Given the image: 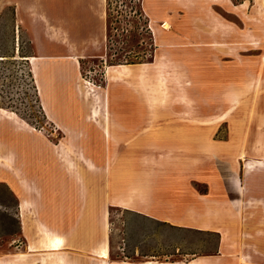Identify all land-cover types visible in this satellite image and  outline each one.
<instances>
[{"label": "rangeland", "instance_id": "374dc122", "mask_svg": "<svg viewBox=\"0 0 264 264\" xmlns=\"http://www.w3.org/2000/svg\"><path fill=\"white\" fill-rule=\"evenodd\" d=\"M0 55V264H264V0H0Z\"/></svg>", "mask_w": 264, "mask_h": 264}, {"label": "bare ground", "instance_id": "6f19581e", "mask_svg": "<svg viewBox=\"0 0 264 264\" xmlns=\"http://www.w3.org/2000/svg\"><path fill=\"white\" fill-rule=\"evenodd\" d=\"M0 59H3V58H0ZM31 59L35 60L36 58L35 57H31ZM0 111H4L5 112V110H3V109H0ZM8 114H9V118L11 120H14L15 119V117H16V114L15 113L10 112ZM168 142H170L169 139H165L164 140V143L165 144H168ZM46 233H47V235H49L50 234V231L47 230ZM61 241H62V239L60 237H55L53 239H50L49 238L48 243H47V246L49 247L50 250H59L60 249V245H62V242ZM100 257H102L103 259H105V258L108 257V249L107 248H105L102 251V253L100 254ZM148 263H152V262H148Z\"/></svg>", "mask_w": 264, "mask_h": 264}, {"label": "crops", "instance_id": "0c3cea01", "mask_svg": "<svg viewBox=\"0 0 264 264\" xmlns=\"http://www.w3.org/2000/svg\"><path fill=\"white\" fill-rule=\"evenodd\" d=\"M255 175H253L254 177ZM256 176H259L258 174ZM252 180V181H250ZM257 180L256 178L248 179L247 180V188L251 190L253 197H263L264 199V194L261 193L264 190V181L262 183L255 182ZM258 183V184H257ZM261 191V192H260ZM264 192V191H263Z\"/></svg>", "mask_w": 264, "mask_h": 264}, {"label": "trees", "instance_id": "16d2710c", "mask_svg": "<svg viewBox=\"0 0 264 264\" xmlns=\"http://www.w3.org/2000/svg\"><path fill=\"white\" fill-rule=\"evenodd\" d=\"M21 57H23V58H25V59H26V57H30V56L23 55V56H21ZM0 58H3V59H0V61H3V60H5V56H1V55H0ZM25 61H28V60L26 59ZM29 75H31V76H32V72H31V71L29 72Z\"/></svg>", "mask_w": 264, "mask_h": 264}]
</instances>
